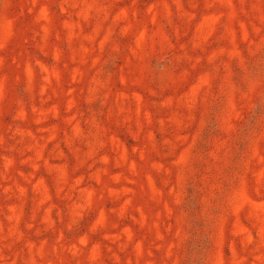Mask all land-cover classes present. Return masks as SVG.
Here are the masks:
<instances>
[{
	"label": "rangeland",
	"instance_id": "obj_1",
	"mask_svg": "<svg viewBox=\"0 0 264 264\" xmlns=\"http://www.w3.org/2000/svg\"><path fill=\"white\" fill-rule=\"evenodd\" d=\"M0 264H264V0H0Z\"/></svg>",
	"mask_w": 264,
	"mask_h": 264
}]
</instances>
